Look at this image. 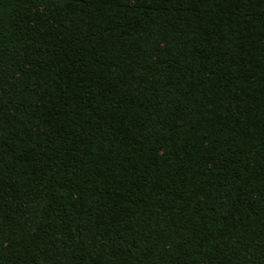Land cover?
<instances>
[{
  "label": "trees",
  "instance_id": "1",
  "mask_svg": "<svg viewBox=\"0 0 264 264\" xmlns=\"http://www.w3.org/2000/svg\"><path fill=\"white\" fill-rule=\"evenodd\" d=\"M0 264H264V0H0Z\"/></svg>",
  "mask_w": 264,
  "mask_h": 264
}]
</instances>
